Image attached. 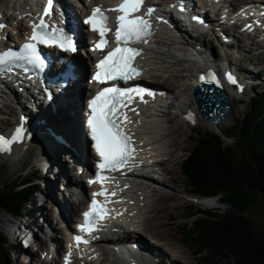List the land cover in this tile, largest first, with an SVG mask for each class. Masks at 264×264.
<instances>
[{"label": "bare ground", "instance_id": "1", "mask_svg": "<svg viewBox=\"0 0 264 264\" xmlns=\"http://www.w3.org/2000/svg\"><path fill=\"white\" fill-rule=\"evenodd\" d=\"M0 1H2L1 3H3L4 0ZM61 1L62 2L60 3L64 4L63 8H67V10L71 13V18L74 19L73 23L75 24L77 15L81 10L89 9L93 5H99L101 0H76L75 3L73 2V0ZM162 1L166 2L170 0ZM189 1L191 0H187V2ZM259 1L260 0H233L231 4H237L240 6L247 5L248 8H259L260 5L257 3ZM9 3L10 5L5 3H3L2 5H7V7L5 8L6 10L9 9V6L12 7V14H8V12L2 11V13H0V23L6 24L7 31H10L12 34L14 33L17 37L25 39L28 35L29 27H31V25H28V21L32 18V13L34 12L36 7V2H33L31 0H10ZM200 12L204 14H209L210 9L208 7H204L200 10ZM10 15L14 16L15 21H10ZM23 18L25 19L24 22L21 20ZM16 23H18L17 27L15 26ZM208 23L212 24L213 26L218 25L221 30L225 31L227 38H230L231 40L237 43V46L235 47V52L240 51L242 55V52L245 53L247 51L243 48V42L241 41V38L234 33L233 29L230 30V32H227L221 23L215 24V21L211 19L208 20ZM84 28L85 27L81 25L78 27V30L83 32L85 30ZM12 39L14 40L15 37L12 36ZM184 44L186 47L197 48L205 56L212 57L209 49L202 44L200 39H196L193 42H185ZM244 46L252 50V47L246 46L245 43ZM183 48L184 47H181L178 41H176L169 33H160L158 35V42L154 44L153 49L149 51V57L147 59V72L154 70L156 73V80L161 79L169 85L170 83L171 85L175 84L177 86V89L178 87L180 88V91L178 89L175 95L174 93H171L174 98V103H179V105L182 107V114H175V117L178 119L181 117L188 118L189 114H191V120L193 123H195L199 121V118L196 116L194 103L192 102L191 97L189 98V96H184L183 92H186L188 89L185 88V85L180 84L181 79L182 81L186 79H188L189 82L191 81V78L189 80V73L192 72V69L189 68L187 71L184 70L185 72H189V75L186 76L180 71H177V75H172L169 80H166V76L163 74H170V72L173 71L174 66L176 67V65H181V62L189 61L191 65L195 64L194 61L189 60L183 55L184 53L182 51L185 49ZM76 58L78 59H73V61L76 66L79 67V71L81 72L82 68L85 66V61L90 60V57L84 56L82 53H77ZM227 64L233 69L234 73L238 78L237 86L228 89L231 101H234L235 99L237 100L238 96L232 94L231 91L235 90V88L242 91L247 86V84H250L254 77H252V74H249L248 77H244L239 74L238 70L233 66L234 64ZM161 75H164V78ZM71 81H73L74 85L70 87V93L64 98L63 117H65V119H59L57 118V115L53 116V111L49 109L46 101H43L45 109L41 112L35 109L29 97H27L26 100H24L23 98L11 97L10 102L12 103V105H10V107H12V110L14 112V119H12L13 122H16L18 115L22 116L24 118L23 125L26 126L29 130L33 131V134L29 136L28 139L34 142L41 139H43L44 141L39 145L42 148L40 149L38 155L37 147H35V149L21 150L23 144L25 145L26 143L25 139L18 141V143L21 144L17 147L19 150H11L8 153L11 155L9 156V158L13 157V160H19L24 155H29L28 153H26L27 151H30L31 153L35 151V155H37L38 157L36 159L37 163H34V165L32 166V171L37 172V174L41 176L40 181H44V185L47 186V195L50 193L48 197L49 199H47L49 201L54 202L55 205L59 207L58 209L60 210V216L62 217V221L60 222V224L65 223L68 228L70 227L69 223L74 220L75 214L80 210V207L84 202V198L82 197V195H78L77 192H83V190L86 189V185H88L87 182L89 178H84L83 174L74 175V188L71 190L68 187L67 189L64 188L60 192L59 196L57 195L56 188L55 191L52 188H54L55 186L57 187V181H59L61 185V183L63 182L62 179H64L67 172H69L68 167H71L72 169L74 167V164L79 162L80 159L84 158L86 152H88V147L86 150L84 148L87 144V140L85 138V135L83 134V131L81 129L82 127L80 125L83 98L85 97L86 100V93L91 90L90 86H88L85 82L81 80L78 83H76L75 80ZM18 94L19 93L16 92L15 96L17 97ZM10 96H12V94H10ZM150 109L151 108L149 106H145L142 111L146 112ZM74 110L77 112L78 110L80 111L79 113H76L74 112ZM152 112L153 109L148 113V115H144V117H146V123H143L139 126H132V133L137 139L136 146L140 150V153L142 155L152 156L157 154L162 156L158 162L159 164H161L163 177L162 179H154L151 177H146L147 179H139L138 177H131L132 179L137 181L135 182V184H133L134 186L120 185L115 189L122 191L124 203L121 211L123 212L124 216L127 218L130 217V214H137V216H139V220L136 223V226L138 227L136 232L130 233L125 239L117 242L118 245L123 246L128 251V254L131 257L132 264H164L165 262V264H170L166 259L167 256L164 253L162 254V252L159 251L160 249H154V246H152L146 240V238H144L142 231H148L152 233L153 239L156 240V246L161 247L164 251L166 249V242L164 243L163 239H167V237L165 236V231L163 229H168L170 231V241L178 243L180 237L177 234H172V231L179 232V234H181V232L183 233V230L181 229L178 220L180 219V217L185 218V216H188L190 214V212L182 214L181 216L178 214L177 211L180 208L179 201L181 197L180 193H175L179 189L182 190V193L187 191L186 188L184 189L183 181L180 178L178 170L176 168V166L181 160L180 151L183 144L182 137L184 135V131L181 128L180 130H177L175 126H172V131L169 130V127H167V121H174L170 113L163 114L161 120H155L153 118ZM60 114L62 115L61 111ZM227 119L228 118L218 123L210 124H215L219 126V124L225 122ZM78 120L80 121V124ZM173 125H176V123L174 122ZM161 126L164 128V131L159 132V128ZM64 134H68V136L70 137L69 140L71 142L68 140V136L65 137ZM57 136H61L62 139H57ZM81 144L82 146H80ZM79 147H81V149ZM53 148L59 151L58 156L53 152ZM64 159H66V162H64ZM44 165L47 168V171L51 174H54V171L56 170V175L52 180L48 178L49 174H47L46 169L43 168ZM168 174L171 175V182L168 180ZM84 180H86L85 183H83ZM49 181H54L53 183H51L52 188L48 184ZM146 183L151 184L152 187H146ZM155 185L156 187L154 188ZM161 185H169V189L171 192L158 190L159 186L161 187ZM67 190H69V193ZM79 197H82V199ZM30 201L33 207L30 208L31 211L29 210L30 213L28 217L18 222L22 224V226H28L26 223L29 220H33L34 218H36V215L39 214L38 212L41 211L38 210V208L36 209L34 207L35 201L33 199ZM136 202L140 205L139 207L136 206ZM169 203H171L172 205H170ZM53 211L57 213L55 208H53ZM46 218L48 219L49 217L46 216ZM44 221L45 223H47L46 219H44ZM33 226L31 227L32 229L40 227V223L38 222V220L37 222H34ZM54 227L55 226H53L50 221L51 231L48 234V237L51 239V244L55 247V251H58L59 253L58 258L55 260V263L58 264V261L60 260V257H62V253L65 252V249L64 245L57 237L56 233L58 229L56 230L54 229ZM59 227L60 226H58V228ZM172 236H174L175 239H173ZM183 239L184 238L181 237L182 242H179V244H181V246L185 247L186 249H190V246L187 247L185 245L186 241H183ZM155 242L153 241V243ZM133 243L137 244L136 248H133ZM34 245L35 246H33L32 249L33 251L38 253L40 249H44L47 246V243L46 241H42L40 243L36 242ZM105 246L107 245L99 244L97 246L99 256L94 255L93 251L89 249L84 250L85 252H92L91 257H95V262H84L83 264H110L109 256L107 254ZM67 247L68 250H71L73 248H76V245L70 242L67 244ZM170 250L169 252H171ZM176 250L179 249L176 247ZM41 251L43 250H40V252ZM35 252L33 253V255L35 254ZM198 252L199 250H192V254L195 255L194 260L200 259L198 257ZM181 254L182 256H180L179 264H182L181 259L185 258V254L183 251H181ZM28 259H30V262L31 258L28 257L27 260ZM42 262L43 259H40L39 263L41 264ZM183 264L190 263L188 261Z\"/></svg>", "mask_w": 264, "mask_h": 264}, {"label": "trees", "instance_id": "2", "mask_svg": "<svg viewBox=\"0 0 264 264\" xmlns=\"http://www.w3.org/2000/svg\"><path fill=\"white\" fill-rule=\"evenodd\" d=\"M222 134L230 144L225 145L219 133L198 134L181 166L193 192L220 195L229 208L225 212L199 209L201 216L185 229L204 252L205 261L264 264V240L257 236L248 214L254 205L264 208V87L254 91L242 117ZM33 174L16 184L0 183L1 210L22 214L25 200L38 187L34 180L37 174ZM190 214L188 217L195 213ZM6 243L0 230V264H13Z\"/></svg>", "mask_w": 264, "mask_h": 264}, {"label": "snow or ice", "instance_id": "3", "mask_svg": "<svg viewBox=\"0 0 264 264\" xmlns=\"http://www.w3.org/2000/svg\"><path fill=\"white\" fill-rule=\"evenodd\" d=\"M53 0H48L47 7L44 9L45 15H50L52 11ZM144 5V0H122L118 7L108 9V11H117L120 15L116 18L117 28L115 31L117 47L110 51L97 65V73L94 79L100 83H105L108 80H129L133 74H137V69L132 67L134 58L139 55V51L135 48H130L127 45L129 42H137L144 37L150 35L151 27L147 17L151 16L154 9L148 7L143 15H134L141 10ZM183 10V8H181ZM108 17L100 7L92 10L85 23L91 25L93 31L98 32L100 40L96 43L97 49L107 46L105 33L109 31L107 28ZM4 24H0V29L4 28ZM47 28L44 20L41 19L38 24L32 25V33L28 38L20 52L11 50L0 53V65L6 64L10 58L20 57L26 58L29 63L43 66L44 61L41 58L40 51L37 48L38 44L58 43L60 47L75 51V46L69 37L64 36L62 29H56L60 33L58 40L49 39L44 33ZM123 43L124 47L119 45ZM232 83L236 81L229 76ZM144 90L141 88L121 89L119 87H108L98 92L93 99L88 103L90 114L87 116V124L91 130V138L95 141V149L101 158L99 164L100 169L116 170L123 166L131 159L134 149L131 143V137L127 135L121 127L120 117L123 115L124 120L128 121V117L122 111L126 103H131L132 97L136 94L143 98ZM148 95L154 93L148 92ZM135 111V109H132ZM189 119H192L189 114ZM130 122V121H129ZM23 137V128L15 129V134L12 139H5L0 135V151L9 149V145L13 140H19ZM104 178L97 174V180L93 183L102 181ZM94 195H105V191L95 193ZM115 195V193H112ZM105 214V209L99 206L98 202L93 200L91 211L85 212V223L81 225V231L91 232L90 218L97 216L102 218ZM76 246L80 243H88L82 236H75Z\"/></svg>", "mask_w": 264, "mask_h": 264}, {"label": "rangeland", "instance_id": "4", "mask_svg": "<svg viewBox=\"0 0 264 264\" xmlns=\"http://www.w3.org/2000/svg\"><path fill=\"white\" fill-rule=\"evenodd\" d=\"M9 1L10 0H6V1L4 0L3 3L10 5ZM1 2L2 1H0V3ZM3 3L0 4V8L5 10L7 5L3 6L2 5ZM67 3H69V2H67ZM9 9H10V7H9ZM178 43L180 45V41H178ZM212 43L215 44L214 40L212 41ZM181 47L185 48V49L183 48L184 49L182 51L183 53H186L185 52L186 50H191V47H186L185 45H181ZM243 48L246 49L247 51L245 53L242 52V55H241L240 51L239 52H235V50H234L235 48H227V50L229 51L228 53L229 54L230 53L233 54V55L229 56V60L234 61L235 64L233 66L238 70L239 74L244 76V77H248L249 74H252V77H254L255 73L257 71L261 72V74H263V75L260 77V79H259L260 81H257V82H258V84L260 86L264 85V50L262 51V53L259 54V52L257 50L256 51L254 50L255 48L253 50H250V48L245 47L244 44H243ZM223 50H224V48L221 47V50L218 51L217 56L221 57L220 59H222V61L224 62V58L227 57V54ZM210 51H211V48H210ZM211 54H213V53L211 52ZM236 57H238V58H236ZM180 64L181 65H176V67L174 66V69H173V71L170 72V74L163 73L166 76V78H165L166 80L167 79L169 80V78H171L172 75H177V71H180L185 76L190 74L189 80H190V78H191V80L193 79V77L191 76V73L184 71V70L187 71L189 68L191 69L192 65L188 61L181 62ZM243 66H245V68H243ZM246 67L250 68L251 71L247 70ZM164 75H162L163 78H164ZM159 83L160 84L158 86L168 89L171 93H174V95L176 94L178 89L180 91V88L178 87V89H177V86L175 84L171 85V83H170V85H169L168 83H166L163 80L162 81L159 80ZM180 84L181 85H185V88L188 89L186 92L185 91L183 92L184 96H189V98L190 97L192 98L191 93H190L191 84L188 81V79L183 80V81L181 79V83ZM248 85L249 84H247V86ZM255 90L256 89H254V91ZM231 92L235 96H238V93L241 92V91L239 89L235 88V90H232ZM252 93H253V88H250L244 94H242L241 96H238L237 100L235 99L234 101H232L233 103H232V109H231L230 116L227 117L228 119L225 121L226 123L223 122V123L219 124V126L215 125V124H209L207 121H204V120H199V121H197V122H199L197 124V126H195L194 129H190L191 128L190 126L183 124L181 118H179V119L176 118L175 114H172L170 112V114L173 117L174 121L172 122V121L168 120L169 118L167 119L168 120L167 121L168 122L167 123V127H169V130L172 131V126H175V128L177 130H180V128H181L184 131V135L182 137L183 144H182V148H181V151H180L181 160H180L179 164L176 166V168L178 170L180 178L183 181L184 189L186 188L187 191H185L184 193H182V190H180V189L178 191H176V192L174 191L175 193H177V192L180 193V197H181L180 201H179L180 208L177 211L180 216L182 214H186L188 212L191 213L192 210H194V211L198 210L199 209L198 207L205 208L204 205H199L197 203H195V204L189 203L193 199V198L188 196L190 193H192L191 190L193 189V187L190 186L188 178L185 177L182 174V171H181V168H180V163H181L183 157L185 155H187V151L194 144V141H195L194 139L197 136V134H199V135H204V134H207V133H209V134H211V133H219L220 134V133L226 131L227 129L231 128L232 126H234L236 124V122L244 114L245 106H246V104L248 102V99H249V97H250V95ZM5 108H6V110L9 109L11 119H14V117H13L14 116V112L12 110V107H8V108L5 107ZM194 109H195V107H194ZM171 110H173V109H171ZM79 111L80 110H78V112L74 110V112H76V113H79ZM174 122L176 123V125H173ZM79 124H80V121H79ZM173 135H175V134H173ZM67 136H68V134L65 135V137H67ZM67 138L69 140L70 137L68 136ZM223 141H224L225 145L231 143V140L227 139L226 137H223ZM80 146H82V144ZM35 147H37V149H38L37 150V155H38V153H39V151H40V149L42 147L35 145V146H33L32 149H35ZM79 148L81 149V147H79ZM26 153H28L29 155H24L19 160H5L3 158H0V183L9 184V185L12 184V183L16 184V183H18V181L23 176H25V174L26 175L31 174L30 172L33 170L32 166L34 165V163H37L36 159H37L38 156L35 155V151H33L32 153L30 151H27ZM64 162H66V159H64ZM43 168L46 169V171H47V168L45 167V165H44ZM68 169H69L68 173L70 174L69 177L70 176L74 177V173H73L74 172V168L71 169V167H68ZM55 172H56V170L54 171V174H51L50 172L47 171V174H49L48 178H50L52 180L55 177V175H56ZM168 178H169L168 180L171 182L172 181L171 175L168 174ZM53 182L54 181H51V182L49 181L48 184H49L50 187H51V183H53ZM73 182H74V180H73ZM44 184H45L44 181H40L38 183V187L31 191L30 195L28 196V198L26 200V205H25L26 209L24 210V213L27 214V212H28V214L26 216V217H28V215L30 213L29 210H30L31 207H33V205H31V201L30 200L33 199L35 201L34 202V207L36 209L38 208V210L42 211V212L39 211L38 213H41V214L36 216L38 218V221H39L40 218L46 219L49 222L51 221L53 226H55L54 229H56V230L58 229L57 233H56L57 237L59 238L60 241H62L61 228L60 227L58 228V226H62L63 223L60 224V222L59 223L56 222L54 214L52 215L53 208L56 209L57 205H55L54 202L48 200L49 199L48 197H49L50 193L47 195L46 193H42L41 191H37L38 188L39 189H44L45 188ZM59 184H60V182L57 181V187L56 186L54 188L51 187L54 191H55V188H56L58 196H59V194L61 192L60 191L61 188H60ZM61 184H63V182ZM155 187H156V185L154 186V188ZM158 190L171 192L170 189H169V185L168 186L167 185L166 186H162L161 185V187L159 186ZM169 204L172 205L171 203H169ZM53 205H55V206H53ZM191 205L193 207L189 208V206H191ZM217 210H221V211L227 210V206L221 205V207L216 209V211ZM212 211H214V209H212ZM248 214L252 218V221L254 223V229H255V232H256L257 236H259L262 240H264V208L262 206H260V205H254L253 207H250V210H249ZM46 216L49 217V218L47 219ZM200 216H201L200 214H196V215H194L192 217H188V218H187V216H185V218L180 217V219L178 220V223L180 224V227L183 230V233L181 232V234H179V232H173L172 231V234H177L180 237L178 243H174L173 241H170L169 240L170 231L168 229H163L165 231V236L167 237V239H163V242L164 243L166 242V247L164 246L166 249L164 251H163V249L161 247L156 246V243H153V241L155 242L156 240L153 239L152 233H150L148 231H146V232L142 231V229H141V231H142V234H143L144 238H146V240L152 246H154L153 247L154 249H156V250L160 249L159 251L162 252V254L164 253L167 256L166 259H167V261L170 264H179L180 256H182L181 251H183L184 254H185V258L181 259L182 264L186 263L188 261H189L190 264H200V263H202V264H213V263H210L209 261H207V263H206L204 258H203V256L200 255L199 252H198V257L200 259H195L194 260V256L195 255L192 254V250H197L198 251V250H200V248H198V247L193 245L194 241L191 240V238H190V236L188 234V231H186V229H185V227L186 228H190L192 220H194L196 217H200ZM7 218H8V214L5 211L0 209V230L2 232H6L3 222ZM37 218H34L35 220L33 219V221L37 222ZM21 219H23V218H17V219H15V221H19ZM43 231H44V227L41 226L39 230H36V232L33 233V236H34L36 241H38V240L43 241L44 239H47V237L44 235ZM181 237L184 238L183 241H186L185 245L187 247L190 246V249H186L185 247H182L181 244H179V242H182ZM172 238L175 239L174 236H172ZM190 241H192V242H190ZM6 245L10 249V252H11L10 253L11 254L10 257L13 260V264H39V260L41 258H43V254H44V253L42 255L40 254L41 255V258H40V256H39L40 250H45L44 251L45 253L47 251V248L45 247L44 249H40L38 251V253H37V252L33 251L32 247H31V249H28L26 251H22L21 253H18L17 250H16V247H18L20 249L19 244L16 245L14 243V241H11L10 239H8V237H7ZM175 246L179 250H176ZM172 248H173V250H172ZM169 250L171 252H169ZM34 252H35V254L33 255ZM25 254H26V257H25ZM201 254H203V253H201ZM28 257L31 258L30 262H29L30 259H28V261L25 260V258L27 259ZM8 264H10V261H8ZM47 264H53V262L50 261ZM220 264H224V263L221 262Z\"/></svg>", "mask_w": 264, "mask_h": 264}, {"label": "water", "instance_id": "5", "mask_svg": "<svg viewBox=\"0 0 264 264\" xmlns=\"http://www.w3.org/2000/svg\"><path fill=\"white\" fill-rule=\"evenodd\" d=\"M222 94H223L222 92H218L215 96V100L214 99L209 100L208 106L210 107L206 109V113H207L208 111H211L212 108L214 107L215 109L213 113L216 114V118L218 120L225 118L229 112L228 101L225 98V96H222ZM207 98H211L210 95H208ZM222 106L223 108H221Z\"/></svg>", "mask_w": 264, "mask_h": 264}, {"label": "clouds", "instance_id": "6", "mask_svg": "<svg viewBox=\"0 0 264 264\" xmlns=\"http://www.w3.org/2000/svg\"><path fill=\"white\" fill-rule=\"evenodd\" d=\"M7 241V240H6ZM8 263V262H7Z\"/></svg>", "mask_w": 264, "mask_h": 264}]
</instances>
